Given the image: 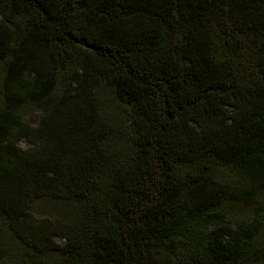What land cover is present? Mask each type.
Listing matches in <instances>:
<instances>
[{"label":"trees","instance_id":"trees-1","mask_svg":"<svg viewBox=\"0 0 264 264\" xmlns=\"http://www.w3.org/2000/svg\"><path fill=\"white\" fill-rule=\"evenodd\" d=\"M0 264H264V0H0Z\"/></svg>","mask_w":264,"mask_h":264},{"label":"rangeland","instance_id":"rangeland-1","mask_svg":"<svg viewBox=\"0 0 264 264\" xmlns=\"http://www.w3.org/2000/svg\"><path fill=\"white\" fill-rule=\"evenodd\" d=\"M38 111L35 109H28L25 112V117L24 120H27L29 122H35L38 118ZM20 145L22 147H27L28 144L25 143L24 141L20 142ZM216 176L218 178H223V177H227L228 173L222 169H218L216 171ZM259 201L260 199L257 198L253 201H244V202H238V203H228L225 202L223 205H225V207L223 208V211L227 216H240L243 214H247L248 212H254L255 208L260 206L259 205ZM57 241L62 242V239L56 238Z\"/></svg>","mask_w":264,"mask_h":264}]
</instances>
